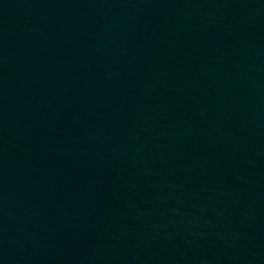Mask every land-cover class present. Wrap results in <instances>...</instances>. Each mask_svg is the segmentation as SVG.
I'll list each match as a JSON object with an SVG mask.
<instances>
[{"label": "water", "instance_id": "water-1", "mask_svg": "<svg viewBox=\"0 0 264 264\" xmlns=\"http://www.w3.org/2000/svg\"><path fill=\"white\" fill-rule=\"evenodd\" d=\"M194 182H264V0H0V210Z\"/></svg>", "mask_w": 264, "mask_h": 264}]
</instances>
